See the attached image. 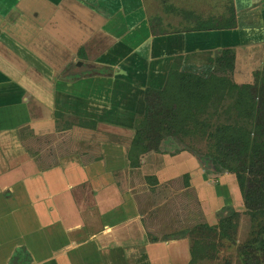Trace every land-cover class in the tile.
Returning a JSON list of instances; mask_svg holds the SVG:
<instances>
[{"label":"crops","instance_id":"0c3cea01","mask_svg":"<svg viewBox=\"0 0 264 264\" xmlns=\"http://www.w3.org/2000/svg\"><path fill=\"white\" fill-rule=\"evenodd\" d=\"M219 4L232 5L233 11L222 7L213 14ZM230 13L234 28L209 25ZM179 15L185 16L181 22ZM205 24L221 29L195 31ZM217 39L219 48L235 47L231 76L236 80L240 57L244 72L259 69L264 64V0H0V264H187L185 239L146 240L143 215L124 174L131 169L125 167L126 157H117L122 147L100 143L112 162L104 168L105 162L90 160L82 151L58 156L42 142L58 136L54 113H84L95 121L104 117L114 125L107 131L120 135L126 119L142 108L137 102L142 83L148 80L147 87H154L156 75L165 78L175 54L183 62L191 57L199 67H212L210 48ZM179 46L183 50L172 54ZM132 56L148 67L143 82L123 77L134 68L125 63ZM85 58L94 59L84 65L94 68V76H83ZM80 68L81 73L64 74ZM150 155L139 168L152 159L169 166L168 157ZM182 155L177 158H187ZM184 161L189 184L209 194L199 163ZM161 173H155L158 185L166 181ZM139 247L143 256L137 257Z\"/></svg>","mask_w":264,"mask_h":264},{"label":"trees","instance_id":"16d2710c","mask_svg":"<svg viewBox=\"0 0 264 264\" xmlns=\"http://www.w3.org/2000/svg\"><path fill=\"white\" fill-rule=\"evenodd\" d=\"M234 26L231 19L223 30ZM219 29L205 24L195 31ZM180 59L178 56L170 65L162 88L150 85L144 91V111L135 121L127 151L129 167L139 168L140 156L149 152L176 155L187 151L205 173L233 175L251 220L250 235L237 249L239 264H264V64L253 73L252 83L236 84L228 78L235 62L231 47L218 51L213 72L206 76L179 71ZM227 99L230 105L225 104ZM221 107L226 110L220 112ZM87 122L95 128V120ZM196 137L209 143L205 154L179 148ZM148 180L156 183L154 177ZM221 213L216 226L200 224L193 231L204 238L216 236L219 242L231 238L239 214L230 207ZM183 237L182 232L166 239ZM213 246L211 240L193 239L189 264L206 259Z\"/></svg>","mask_w":264,"mask_h":264},{"label":"rangeland","instance_id":"374dc122","mask_svg":"<svg viewBox=\"0 0 264 264\" xmlns=\"http://www.w3.org/2000/svg\"><path fill=\"white\" fill-rule=\"evenodd\" d=\"M203 8H206L207 6H202ZM229 8L231 12L233 11V6L226 5V4H219L217 5V9L213 14H217L221 11V8ZM159 11V10H158ZM231 14V15H230ZM227 19L219 21V20H209L210 24L213 26H224L227 25L230 20H234V14L230 13ZM178 21H182L185 19V16L179 15ZM231 16V18H230ZM218 17V16H217ZM230 18V19H229ZM218 19V18H217ZM171 21L174 23L176 20L171 19ZM185 22V21H184ZM189 24H192V22H188ZM200 23V22H199ZM187 24V23H186ZM202 24V22H201ZM209 30H201L199 32L206 33ZM207 37L206 35L201 36L203 40ZM195 39V38H194ZM194 39H188L190 42L195 43ZM219 40V42H218ZM223 41V40H222ZM217 42L214 47L210 48V51H212V55L216 57L218 51L222 48H219L218 45H220L222 42L220 39H217ZM220 43V44H219ZM233 43H236V40H233ZM234 49L235 53V47H231ZM178 49L183 48L179 46L178 48H173L172 51L176 53ZM203 50L202 47L200 49ZM209 51V52H210ZM215 52V53H214ZM175 56L172 58L171 64L177 59L178 56ZM242 56V55H238ZM105 58V57H104ZM243 57L239 58L238 66L236 67L237 70L241 72L240 80H236L238 78L232 77L231 75L228 77L230 81L233 83L241 84L243 82L246 83L247 80H250L249 83L253 82V73L255 72V69L252 68L251 71L247 70V73L244 72L242 63ZM94 59L85 58L83 60V73L85 75L83 76H94L96 73H92V69L89 66L87 67V70L85 68V64H89V61H93ZM100 60H103V57H100ZM189 60V61H188ZM258 62L257 59L253 60V64ZM86 62V63H85ZM191 57H188V59L182 61V58L179 61V71H191L195 74H199L202 76H206L213 72L214 69V61L212 64V67L210 66L207 68L206 66L199 67L198 65H195V63H192ZM125 63L127 64H134V70H130L126 72L125 76H129V81H131V78L136 79L137 81H144L147 76L148 67H146L144 64H141V60L136 59L135 56L129 57L125 60ZM185 63V65H184ZM94 64V63H93ZM97 66L99 64L96 63ZM237 64L234 62V66ZM142 67V68H141ZM202 67H205L204 69ZM262 68L259 67V69ZM141 69H145L144 72ZM254 69V70H253ZM140 70V71H139ZM202 70V71H200ZM253 70V72H252ZM258 70V69H257ZM64 74H70L73 72H79L81 73V68L76 71L74 69L71 70H64ZM87 71V72H86ZM135 72V73H134ZM235 72V69H234ZM234 72L232 74H234ZM249 72H252V74H248ZM61 69L57 71V75H60ZM137 73V74H136ZM141 74V75H139ZM144 75V76H142ZM146 75V76H145ZM157 81L154 82V87L159 89L162 88V85L165 82V78L160 75H156ZM56 77V76H55ZM145 77V78H144ZM122 78V77H121ZM148 81V80H147ZM142 83V87L145 88L146 82ZM147 84H150L147 82ZM118 87L121 90L123 89V86L118 85ZM128 92V91H127ZM129 94V93H128ZM128 96V95H127ZM135 96H130V99L133 100ZM137 102L142 105V108L140 109L139 114H135L134 118H128L126 119V125L122 126V131H120V135H114L113 133H110L109 130L112 126V123L109 119L101 117V120H96L95 128H92L91 125L87 122L88 120H93L91 117H87V115L78 114L76 112H73L74 115H68L65 114L64 116H60L58 114L53 115V118L55 119V127L56 131L55 133L58 134L57 138L55 137L51 141L42 142V143H48L51 144V147L53 151H55V155H61L65 153H73V152H83V154H89L92 157H90V160L95 161H102L104 164V168L112 166V162L108 159V156L102 154L99 145L100 143L104 142L105 144L109 145H119L122 148H118L117 157L120 159H126V165L125 167L129 165V160L127 158V151L130 147V142L134 136V124L136 119L142 115L144 111V99L143 96H137ZM231 100L227 99L225 101V104L230 105ZM226 110V107H221L219 111ZM218 111V112H219ZM120 115L119 113H117ZM117 114L115 113L114 121H117L120 123V117H116ZM58 115V116H57ZM81 115V116H77ZM100 119V118H99ZM133 119V120H131ZM224 119H221L220 121H223ZM125 121V119H124ZM85 123V124H83ZM114 123V122H113ZM83 124V127L81 126ZM101 126V129H97L98 126ZM112 125V126H111ZM104 126V127H102ZM111 126V127H109ZM73 127H78L81 131V133L72 132V129H75ZM117 127V126H116ZM56 135V134H55ZM190 148L194 152H199L200 154H205L209 148V143L205 140H200L199 138L191 139L184 142L183 145H180L179 148ZM66 150V151H64ZM64 151V152H63ZM105 151H107L105 149ZM108 152V151H107ZM151 154V155H150ZM153 154H157L160 156H165L167 158V163L169 166L165 164V162H162L158 159H152L149 160L148 165H145L142 168L138 169H130L128 172H124L127 185H130L131 188H133L132 192L135 193L134 200L136 204L139 206V211L141 215H143V226L145 228L146 233V240L150 243H167L172 241H177L181 239H185L187 242V245L190 247L192 245L193 239H199L202 240H211V243L214 244V248L209 249L207 252V257L203 261H200L196 264H239V255H238V247L244 243L251 232V220L249 215L246 212V209L243 204V200L241 198L239 187L237 184V181L233 175L229 174H221V175H209L203 171L201 166L198 164L197 159L187 151H182L176 155H170V154H158L155 152H149L147 154H144L140 156L139 164L141 159L146 158L145 156H149L153 158ZM181 154L182 156H186L187 158H184V160L190 161L191 166H194V164H198L203 172L205 178L207 179L206 182H208V187H210V193L205 194L203 192H197L194 187H192L191 184H189V177L187 179L186 176H188L189 172L187 171L186 167H182V164L185 162L182 158H177ZM170 159V160H168ZM148 160V158L146 159ZM152 163V165L149 167V164ZM122 166V164H120ZM172 165V166H171ZM114 167V165H113ZM173 167L171 169V173H168V168ZM126 171V170H125ZM161 172L162 175H160L161 179H164V183L158 185L157 179H155L156 183H151L148 178L150 177H157L155 173ZM188 174V175H187ZM224 175H229V179H226ZM186 177V178H185ZM158 182V183H157ZM187 184V186L185 185ZM228 184L232 187V194L230 193V189L227 187ZM224 188H228V191L226 190L227 196H220V193L222 194ZM200 190V189H199ZM201 191V190H200ZM211 198H210V197ZM88 197H84L86 199ZM202 201V202H201ZM205 203V211H202V204ZM231 208L233 211L237 212L239 214L238 220L234 222L236 224L235 233L231 238H228L226 240H222V242H219L218 238L216 236H209V238H204V236H200L199 233L193 231L197 228L200 224H207L209 226H216L219 221V216L222 214L223 210L225 208ZM185 233V238H178L174 240L166 239L168 236L173 237L180 233ZM199 234V235H198ZM208 234V233H204ZM152 237H155L157 239V242L150 241ZM143 251L142 247H139L136 249V256L140 257L143 256L141 254ZM140 255V256H139ZM190 262V253H189V261ZM148 263V262H147Z\"/></svg>","mask_w":264,"mask_h":264},{"label":"flooded vegetation","instance_id":"af4514ba","mask_svg":"<svg viewBox=\"0 0 264 264\" xmlns=\"http://www.w3.org/2000/svg\"><path fill=\"white\" fill-rule=\"evenodd\" d=\"M142 68V67H141ZM86 70H87V68H86ZM102 72V71H101ZM167 74H168V72H167ZM141 75V74H140ZM167 77V75L165 76V78ZM147 87V86H146ZM146 87H145V89H146ZM149 87V86H148ZM145 89H144V91H145ZM143 96H144V92H143Z\"/></svg>","mask_w":264,"mask_h":264}]
</instances>
